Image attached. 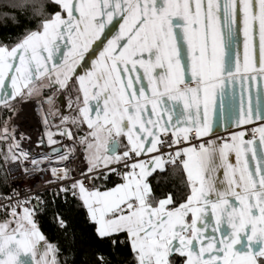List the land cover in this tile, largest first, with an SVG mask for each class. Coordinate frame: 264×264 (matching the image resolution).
<instances>
[{"label":"snow or ice","instance_id":"1","mask_svg":"<svg viewBox=\"0 0 264 264\" xmlns=\"http://www.w3.org/2000/svg\"><path fill=\"white\" fill-rule=\"evenodd\" d=\"M114 21L119 32L79 74ZM241 32L242 59L230 51ZM237 80L238 131L221 143L208 138L209 107L220 97L223 109ZM253 85L264 89V0H0V170L47 172L53 197L70 194L91 226L78 238L57 213L68 242H51L35 219L41 194L4 172L0 264H264V110ZM65 94L71 114L47 142L69 143L32 158L17 106L55 108Z\"/></svg>","mask_w":264,"mask_h":264},{"label":"crops","instance_id":"2","mask_svg":"<svg viewBox=\"0 0 264 264\" xmlns=\"http://www.w3.org/2000/svg\"><path fill=\"white\" fill-rule=\"evenodd\" d=\"M114 25H108V27L101 33L100 40L94 41L89 48L88 52L84 53V59L79 61L80 67L77 68L79 74L83 75L86 70H91L93 62L99 59V54L107 46L109 40H111L118 32L120 25L115 23ZM63 47V42H61ZM233 53H239L242 59L243 55V34L242 32L237 37V42L234 43L230 49ZM64 54L67 55V49H64ZM59 59V57H58ZM241 88L240 82L237 80L236 84L229 83L226 87V91L223 96V109L220 107L221 98L217 97L216 108L213 110L212 106L209 107V120L213 124V132L210 137L215 141L223 142L225 137H230L231 133L238 131L235 123V117L238 112L240 103ZM245 95H248L247 85H245ZM251 103L255 108L257 104L264 110V89L259 92L257 87L253 85L251 90ZM182 107V106H181ZM179 110V109H178ZM258 123V122H257ZM251 127V126H250ZM77 136L85 134L83 130H77ZM259 135V134H258ZM258 135L256 137H258ZM207 138V139H208ZM119 139V138H118ZM257 147L259 142L257 141ZM118 151H122V146L119 145ZM214 223V218H213Z\"/></svg>","mask_w":264,"mask_h":264},{"label":"trees","instance_id":"3","mask_svg":"<svg viewBox=\"0 0 264 264\" xmlns=\"http://www.w3.org/2000/svg\"><path fill=\"white\" fill-rule=\"evenodd\" d=\"M27 27L28 25H25V29L17 31L19 32L26 30ZM55 95L59 96L58 93ZM58 101H62L64 109V107H67L69 102L68 95L65 94L63 98L58 99ZM56 107H60V105L58 104V106L56 105L55 108ZM51 110L53 111L52 107ZM64 114V112H60L59 114L51 113V116L58 120L60 119L61 115ZM4 172H7V168L0 170V175H3ZM43 200L45 203L38 206V211L35 213V219L37 220L41 230L51 242L58 243L61 245V247H64L68 242L65 232L57 225L55 221V216L57 213L68 220L69 234L74 233L76 237L79 238L86 237L91 231V226L87 222L86 213L79 206V202L70 194L67 196V200L65 201L62 197L54 198L53 191H46L43 193Z\"/></svg>","mask_w":264,"mask_h":264},{"label":"built area","instance_id":"4","mask_svg":"<svg viewBox=\"0 0 264 264\" xmlns=\"http://www.w3.org/2000/svg\"><path fill=\"white\" fill-rule=\"evenodd\" d=\"M47 114V113H46ZM45 115V114H44ZM39 120V119H38ZM49 124L36 123V128L34 132L29 133L28 135H23L25 139L21 142V147L24 151L29 152L32 158L39 159L43 155L53 154L52 152L54 148L61 147V145H67L69 142L64 140V138L56 135L53 138L58 140V144H49L47 142V133L49 131L56 132V126L60 124V119H54L50 114L48 115ZM74 131V130H73ZM18 136L20 134H17ZM253 136H257L258 132L252 133ZM43 139L44 143L41 144L39 141ZM207 139V138H206ZM228 137H225L224 140H228ZM53 165L55 166V161H53ZM69 166L74 170V175L79 176L80 170L84 167L83 163V150L80 149L76 152L74 158L71 160ZM27 167L30 169L32 165L29 163ZM60 167H63L61 165ZM7 172L10 174V177H18V183L20 188L25 190L26 192L30 189L32 192H39L43 199V193L46 191H55L56 184H46V181L51 179L47 172L43 173H35L31 176H22V170L17 169L15 165L7 166ZM99 182V181H98Z\"/></svg>","mask_w":264,"mask_h":264},{"label":"bare ground","instance_id":"5","mask_svg":"<svg viewBox=\"0 0 264 264\" xmlns=\"http://www.w3.org/2000/svg\"><path fill=\"white\" fill-rule=\"evenodd\" d=\"M35 104L37 105V102H28L22 105L15 117L13 126L21 130L24 135H28L31 130L33 131L36 128L40 111H37L38 108Z\"/></svg>","mask_w":264,"mask_h":264},{"label":"rangeland","instance_id":"6","mask_svg":"<svg viewBox=\"0 0 264 264\" xmlns=\"http://www.w3.org/2000/svg\"><path fill=\"white\" fill-rule=\"evenodd\" d=\"M68 99H69V96H68ZM30 102H37V105L35 104V106L38 108L37 109V111H40L39 113H38V115H39V120H38V124H42V122H43V116H44V114H46V113H56V114H59L60 112H64L65 114L64 115H70V111H69V108L68 107H64V109H63V104H62V101H58V99H57V102H56V105L58 106V104L60 105V107H56V108H52L53 109V111L51 110V106L50 105H48V104H44L42 107H41V105H40V103H39V101H35V100H33V101H30ZM22 105H24V104H22ZM22 105H18L17 107H18V111H19V109L22 107ZM50 108V109H49ZM51 115V114H50ZM16 117V116H15ZM15 117L13 118V125H14V120H15ZM16 128V127H15ZM17 129V128H16ZM35 130V129H34ZM34 130L32 131L31 130V132L30 133H32V132H34ZM74 131H75V129H73ZM16 132H17V134H21L22 132H21V130H19V129H17L16 130ZM23 134V133H22ZM21 134V135H22ZM24 135V134H23Z\"/></svg>","mask_w":264,"mask_h":264},{"label":"water","instance_id":"7","mask_svg":"<svg viewBox=\"0 0 264 264\" xmlns=\"http://www.w3.org/2000/svg\"><path fill=\"white\" fill-rule=\"evenodd\" d=\"M116 148H117V150H118V148H119V145H117V146H115ZM57 148H60V147H57ZM54 149H56V148H54ZM53 152V151H52Z\"/></svg>","mask_w":264,"mask_h":264}]
</instances>
